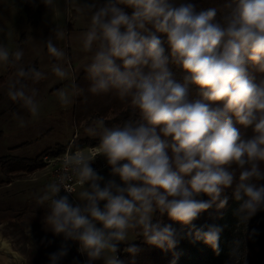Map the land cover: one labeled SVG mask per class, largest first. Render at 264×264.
I'll list each match as a JSON object with an SVG mask.
<instances>
[{
	"label": "clouds",
	"instance_id": "obj_1",
	"mask_svg": "<svg viewBox=\"0 0 264 264\" xmlns=\"http://www.w3.org/2000/svg\"><path fill=\"white\" fill-rule=\"evenodd\" d=\"M42 2L56 7L55 0ZM120 5L131 8V14ZM223 9L218 21L217 7L197 11L196 4L177 0H109L99 8L80 7L89 17L82 33L83 49L92 53L84 68L89 92H114L138 116L122 125L99 121V127L89 128L99 144L90 155L69 148L57 178L37 198L39 205L47 203L44 223L66 241L78 242L89 264L98 259L120 264L118 244L130 232L162 250L174 248L177 233L171 225L153 223L154 216L166 214L191 225L214 204L225 207L223 194L229 188L239 202L235 215L240 225L264 211V185L259 184L264 180V0H226ZM63 35L58 27L55 40ZM44 45L56 61L68 62L52 38ZM23 55L19 48L10 52L0 44V64L14 69L17 77L7 95L37 114L38 91L27 90L25 81L38 82L46 75L20 63ZM170 63L186 73L183 83L174 79ZM51 71L61 79L70 77L60 63L52 64ZM189 85L200 98L190 99ZM71 88L82 91L74 79ZM58 95L62 103L71 102L68 90ZM97 157L119 183L105 180L92 167ZM73 184L81 189L78 194ZM61 189L82 204L74 206L68 195L59 196ZM222 230L202 226L195 238L218 252ZM241 243L233 242L230 264H244ZM126 251L134 255L138 249L132 245ZM66 255L62 247L50 260L58 264Z\"/></svg>",
	"mask_w": 264,
	"mask_h": 264
},
{
	"label": "rangeland",
	"instance_id": "obj_2",
	"mask_svg": "<svg viewBox=\"0 0 264 264\" xmlns=\"http://www.w3.org/2000/svg\"><path fill=\"white\" fill-rule=\"evenodd\" d=\"M29 1L24 4L22 0H0V44L7 46L10 52L17 48L23 50L24 55L20 63L26 68L31 63L36 64V68L46 75V79L38 82L30 80L28 83L27 90L35 88L38 91L36 99L39 101V111L37 114H32L22 104L16 107L17 102L7 95L8 84L17 77L14 69L0 64V78H2L0 79V157L10 155L34 158L47 148L56 149L57 143L66 144L72 139L77 140L80 134L91 135L89 128L99 127V121H103L84 117L79 123L77 122L76 92L72 90L71 85L72 80L84 71L92 56V53L83 49L82 43V33L87 30L89 17L82 14L79 9L90 5L99 8L109 0H55L56 7L51 9L39 0L36 6L40 8L41 14L34 17L27 10ZM179 2L185 0H177V3ZM125 8L132 11L131 8ZM58 27L64 35L63 38L55 40V31ZM49 38L53 39L58 48L65 51L67 63L56 61L50 56L44 45ZM54 63L66 67L70 77L61 79L52 73L51 66ZM62 89L68 90L71 101L68 104L60 101L58 93ZM104 124L108 126L105 122ZM43 156L42 166L31 173L5 175L4 169L0 166V220L13 218L20 223L22 220L29 222L32 227L29 234L33 236L41 251L46 252L49 259L51 254L59 252L61 245L65 244L68 249L67 255L61 258L58 264H73L72 254L81 257L84 264H89L88 257L78 251V242L66 241L62 235L54 234L43 222L48 211L47 203L41 206L37 203V198L51 182L49 173L44 167ZM109 173L102 175L105 180L115 179L119 183V178L111 177ZM77 201V204H82L78 198ZM103 203L101 202V207ZM9 206H12L13 210H7ZM38 206L41 211L38 210L40 209ZM238 207L239 202L235 200L218 252L211 249L209 250L211 253L203 254V251H200L201 246L206 243L197 240L194 236V248L188 252L189 258L185 264H194V261L201 259L202 256H205L203 258L205 264H230V254L235 240L242 241L240 250L244 253V264H264V256L259 254V245L257 243L251 245L247 236L252 220L264 214V211L257 212L247 225H240L235 215ZM19 212H25V215L19 217ZM136 241L137 233L130 232L129 239L118 244L116 257L118 258L122 246ZM211 255L214 257L212 260ZM91 264H105V262L103 259H98Z\"/></svg>",
	"mask_w": 264,
	"mask_h": 264
},
{
	"label": "trees",
	"instance_id": "obj_3",
	"mask_svg": "<svg viewBox=\"0 0 264 264\" xmlns=\"http://www.w3.org/2000/svg\"><path fill=\"white\" fill-rule=\"evenodd\" d=\"M39 0H30L27 5V10L31 16H39L41 14L40 8L36 6ZM185 2H192L197 5V11L207 9L208 7H217L218 14L217 20L219 21L223 15V5L226 3V0H185ZM124 7L123 5H120ZM125 11L131 14V10L126 9ZM71 24V23H70ZM162 39L166 40V37L163 34H160ZM166 54L168 53L167 44H165ZM35 66L36 64H29L27 67ZM169 69L173 73L174 79L177 82L183 83V78L186 73L183 70L175 65L170 63ZM147 71V69H145ZM249 73L256 77L257 81L260 79V75L256 73L255 69L249 65ZM2 79V78H0ZM30 80L25 81L28 85ZM90 80L87 77V73L82 71L77 78L75 79V84L79 86L81 92H76V101H75V112L76 119L79 123L84 117H89L90 119H102L108 126L113 127L117 125H122L124 121L129 119H138V116L134 113L129 102L122 100L119 98L114 92H109L106 94H92L89 92ZM189 97L190 99H198L199 94L194 85H189ZM16 107L21 105V103L17 102ZM235 123V121H234ZM238 128L241 127L238 124L236 125ZM243 131V129H242ZM1 134V132H0ZM247 134H250V130ZM99 138L93 137L86 133V136L80 134L77 140H74L75 146H87L91 144H99ZM57 148L54 149L52 147L47 148V150L39 153L34 158L27 157H18V156H1L0 157V166L3 167L7 174H20V173H31L42 166L41 157L44 153L55 154L57 152H61L65 149V144H56ZM259 184L264 185V180L259 181ZM223 196L227 197V204L225 207L218 209L214 204L211 208L200 213L199 217L192 222L191 225H183L178 222H174L168 218L165 214L164 216H160L156 214L153 218V223L160 221L162 225H171L175 230L177 235L178 243L177 245L169 250H162L155 246L149 245L145 242L142 235L137 234V241L124 245L120 249V253L118 255V261L120 264H185L186 260H188V252H190L194 248L193 237L195 236V231L202 226L207 225H217L222 227V232L220 233L218 244L221 245L223 235L225 234V229L227 225V221L229 222L230 211L235 203V198L233 195V190L231 188L227 189ZM222 196V198H223ZM204 200H207V196L201 197ZM7 210H13L12 206L6 208ZM41 211V209H40ZM25 212H19L18 216L23 217ZM44 222V221H43ZM206 231L207 228L205 227ZM255 230V233H253ZM248 240L252 245L257 243L259 245V254L264 256V214H261L255 217L252 220V224L250 226L248 232ZM132 245H135L138 249L136 254L129 253L126 249ZM210 248V249H208ZM200 251H203V254L207 255L209 250H213V248L204 244L201 246ZM208 249V250H207ZM202 256L201 259H197L194 261L198 264H205L203 262ZM214 257L211 255L210 259L212 260ZM71 260L73 264H84L81 261V257L78 255H71ZM259 264V263H258Z\"/></svg>",
	"mask_w": 264,
	"mask_h": 264
},
{
	"label": "water",
	"instance_id": "obj_4",
	"mask_svg": "<svg viewBox=\"0 0 264 264\" xmlns=\"http://www.w3.org/2000/svg\"><path fill=\"white\" fill-rule=\"evenodd\" d=\"M30 228V223L24 220L21 223L13 218L0 220V264H52L29 234Z\"/></svg>",
	"mask_w": 264,
	"mask_h": 264
},
{
	"label": "built area",
	"instance_id": "obj_5",
	"mask_svg": "<svg viewBox=\"0 0 264 264\" xmlns=\"http://www.w3.org/2000/svg\"><path fill=\"white\" fill-rule=\"evenodd\" d=\"M98 144L94 145H87V146H75L74 145V140L72 139L70 141V144L66 146L63 152L60 153H55V154H49L46 153L43 156V161H44V167L47 169L51 182L54 181L58 174H59V169L62 166V160L65 158L69 148H71L73 151H75L77 148H80L84 150L86 154H91L92 149L94 146H97ZM92 167L97 170L100 174L106 170H108V166L106 165L105 160L102 157H97L95 162L92 164ZM72 188L74 189V192L76 193L77 188L79 187L77 184L71 185ZM68 195L70 202L76 203L77 202V197L75 194H68L64 191V189H61V192L59 193V196H64ZM119 255V253H118Z\"/></svg>",
	"mask_w": 264,
	"mask_h": 264
},
{
	"label": "crops",
	"instance_id": "obj_6",
	"mask_svg": "<svg viewBox=\"0 0 264 264\" xmlns=\"http://www.w3.org/2000/svg\"><path fill=\"white\" fill-rule=\"evenodd\" d=\"M26 1L27 0H22V2L25 4L26 3ZM21 2V3H22ZM70 142V141H69ZM68 142V143H69ZM68 143H66L65 145H67ZM58 144V143H57ZM48 147H50V146H48ZM66 148V147H65ZM64 151V150H63ZM63 151H61V152H63ZM57 153H60V152H57ZM3 168V167H2ZM5 171V170H4ZM107 172H110V169H108V170H106V171H104L101 175H103L104 173H107ZM4 174L5 175H7V173L6 172H4ZM10 174V173H9ZM10 175H12V174H10ZM42 175H45V174H42ZM81 189L78 187L77 188V191H76V193L78 194V192L80 191ZM80 202V201H79ZM72 204H74L73 202H71ZM78 203V201L75 203V204H77ZM39 207V206H38ZM40 208V207H39ZM41 209V208H40ZM40 209H38V210H40ZM79 251V250H78Z\"/></svg>",
	"mask_w": 264,
	"mask_h": 264
}]
</instances>
